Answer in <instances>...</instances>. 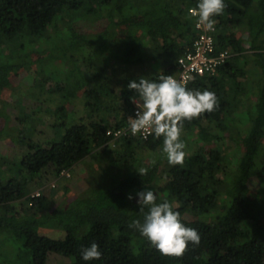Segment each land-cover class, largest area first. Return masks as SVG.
Instances as JSON below:
<instances>
[{
    "label": "trees",
    "instance_id": "16d2710c",
    "mask_svg": "<svg viewBox=\"0 0 264 264\" xmlns=\"http://www.w3.org/2000/svg\"><path fill=\"white\" fill-rule=\"evenodd\" d=\"M196 3L0 0V97L20 89L19 80L31 69L35 77L27 96L41 89L61 96L54 109L56 135L45 145L29 142L19 159L2 166L0 264H264V0H224L223 14L214 17L216 51L232 57L215 75L195 76L186 85L213 91L218 107L184 122L182 165L168 164L163 138L154 133L146 141L123 139L115 151L110 147L107 132L128 125L129 98L136 94L127 85L138 78L124 74L116 80L108 58L114 56L126 70L141 62L144 37L164 64L149 78L175 75L176 58L191 50L197 37L187 13ZM248 89L255 102L242 112L247 131L233 137L229 122ZM72 100H81L84 110L75 112ZM121 101L123 107L114 106ZM112 113L114 124L106 119ZM28 120L32 124L24 116L18 122ZM9 126L0 109V136ZM29 128L19 129V139L32 136L35 126ZM223 143L233 149L231 156ZM87 157L98 161L96 177L88 176L81 194L61 185L64 204L54 208L44 191L28 197L40 188L42 172L57 179L63 171L75 172ZM140 167L148 168L147 175L136 172ZM145 187L157 194L158 203H172L185 226L198 231V246L189 243L179 258L164 256L129 227L133 220L143 221L136 193ZM48 230L64 238L45 236ZM92 243L99 245L101 258L84 261L81 251Z\"/></svg>",
    "mask_w": 264,
    "mask_h": 264
},
{
    "label": "clouds",
    "instance_id": "9594fccd",
    "mask_svg": "<svg viewBox=\"0 0 264 264\" xmlns=\"http://www.w3.org/2000/svg\"><path fill=\"white\" fill-rule=\"evenodd\" d=\"M225 8L224 0H198L196 8L191 11L198 26L215 31L214 17L222 15ZM127 87L136 94L129 98L136 108L135 118L127 119L132 135L147 131L157 138L162 137V154L168 164L182 165L187 155L186 145L181 140L184 122L214 111L218 107L215 93L191 90L187 88L186 81H179L163 72H159L156 80L143 76L130 80ZM151 163L155 164V160ZM136 172L140 176L147 175L148 168L140 167ZM136 197L139 211L144 213L143 221L133 220L129 227L138 231L160 254L179 258L187 251L189 243L194 246L200 244L198 231L185 226L180 213L168 200L158 203L157 194L146 187L137 192ZM127 199L131 201L133 196L128 195ZM101 255L97 243L81 251L84 261L99 260Z\"/></svg>",
    "mask_w": 264,
    "mask_h": 264
},
{
    "label": "rangeland",
    "instance_id": "374dc122",
    "mask_svg": "<svg viewBox=\"0 0 264 264\" xmlns=\"http://www.w3.org/2000/svg\"><path fill=\"white\" fill-rule=\"evenodd\" d=\"M141 39L144 44L140 48V53L141 56L143 57V59H140L141 62L128 67L126 70L123 66H121L118 59L114 58V56H110L108 58L107 68H109L111 73L114 74V78L116 77L115 78L116 80L121 79L124 76V74H126V76L132 75L137 78L141 76L145 78H149L152 72H158L163 69L164 64L162 60L155 59V54L153 52L152 44L151 43L147 44L146 39L144 37ZM88 54L89 53L86 52V55ZM79 65L83 73L86 74L87 71L85 70L84 65L81 62L79 63ZM27 75H28L27 78L24 79L21 78L19 80L18 84L21 86L20 89H17L16 87L13 92L4 93L0 97V109L1 110L3 109V111L9 116V123H10V126L8 127V133L5 132L4 135L2 134V136H0V174L1 175L3 172H5L2 166L5 165L7 161H14L15 159H19L21 153H24L28 149L27 144L29 142L45 145L57 133V129L53 127V124L55 122L54 109L56 105L61 104L60 103L61 96L58 94L48 96L47 95L48 93L43 92L44 91L43 89H41L40 91L35 90L34 95L31 94L32 96H27L30 94L28 87L31 84V80L34 79L35 77L34 69H31L30 72H27ZM251 78L252 76H248L249 80H251ZM247 93H249V95H247ZM252 93L253 91L250 89L249 91H246L245 97L243 96L240 97V103L238 104L237 113L233 115L234 119L229 122V126L231 129L229 130L228 133L233 137H235L239 131L241 135L247 131V127L245 125L243 126L240 121L242 119V116L244 115L242 112L246 109V106L253 105L255 102V96H252ZM71 102L72 104L75 102L73 106L75 112L78 111L82 112L84 110L82 104L83 102L81 100H77V101L72 100ZM114 106L123 107L124 104L121 101L117 104H114ZM38 110L43 111L42 117H40ZM115 115L116 113H112L111 115H108L106 119L109 120L111 124H114L117 121V119H115L116 117ZM23 116L26 118H31L33 121L32 124H30L29 120L26 122V124L24 123V121H22L21 123L18 122V119L20 118L22 119ZM15 117L17 118V120ZM36 118L41 119L40 124H38L39 120H37L38 123L35 121ZM31 125L35 126V131L31 132L32 136L30 137L29 135L25 134L26 136L24 138L19 139L18 137L19 129L23 130L25 128L26 129L25 132H27L30 131L29 127ZM228 133L225 134L226 137ZM183 134L184 133H182L181 136ZM120 144H121L120 142H116L114 145L111 144L110 147L115 151L116 149L119 148ZM223 147L224 148L222 149L225 151V153L231 156L233 149L230 150V148L229 149L226 148L225 143H223ZM96 162L98 161H95L87 157L86 159H84L82 164L77 165L75 172L72 171L69 173L70 176L68 178L59 177L55 179L53 178L51 173L42 172L40 188L34 191L33 193L30 192V195H28V197H30L32 194L40 192L41 190L47 193L46 195L50 203L49 207L54 208L63 205L64 204L63 190L61 189L60 186L66 185L71 190V193L76 195L81 194L87 187L86 179H88V176L91 175L93 177H96V172L93 171L94 170L93 165ZM230 163L233 164L236 163V159H233ZM13 174L16 175L17 173H13ZM13 206L16 211L19 212L21 210V204L19 202L14 203ZM29 206L31 207V205ZM44 235L55 240L64 238V234L62 232L54 231V230H48L47 232L45 231Z\"/></svg>",
    "mask_w": 264,
    "mask_h": 264
},
{
    "label": "built area",
    "instance_id": "2783aa9c",
    "mask_svg": "<svg viewBox=\"0 0 264 264\" xmlns=\"http://www.w3.org/2000/svg\"><path fill=\"white\" fill-rule=\"evenodd\" d=\"M196 6L198 0H196ZM194 7L187 8L188 15L194 21L193 28L197 32V37L194 39L191 50L186 51L182 55L176 58V74L173 75L179 81H186V85L195 77H203L206 75L213 76L216 74L217 70L226 64L228 60L232 57V54L227 50L216 51L215 47V31H207L204 28L198 26L197 18L193 15L192 9ZM187 77H192L188 80ZM136 108L133 104V109L129 114V117L135 118ZM107 134L110 136L109 143L114 145L116 142H120L123 139H138L141 141H146L149 137L153 135L151 132H144L137 135H132L129 126L114 128L108 130ZM61 177L68 178L69 171H63L60 174ZM40 195V192L32 194L30 198H35Z\"/></svg>",
    "mask_w": 264,
    "mask_h": 264
}]
</instances>
